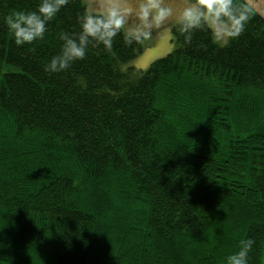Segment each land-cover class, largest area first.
Instances as JSON below:
<instances>
[{
	"label": "trees",
	"instance_id": "obj_1",
	"mask_svg": "<svg viewBox=\"0 0 264 264\" xmlns=\"http://www.w3.org/2000/svg\"><path fill=\"white\" fill-rule=\"evenodd\" d=\"M38 3L0 0V264H226L246 237L264 264V15L224 47L173 25L144 70L118 34L46 73L87 10L17 46L4 17Z\"/></svg>",
	"mask_w": 264,
	"mask_h": 264
},
{
	"label": "clouds",
	"instance_id": "obj_2",
	"mask_svg": "<svg viewBox=\"0 0 264 264\" xmlns=\"http://www.w3.org/2000/svg\"><path fill=\"white\" fill-rule=\"evenodd\" d=\"M70 0H39L35 10H12L4 17L17 46L45 38L48 22ZM99 11L88 12L79 20L78 32L61 31L60 49L44 65L46 73H61L77 60L85 58L89 45H102L113 54V40L122 34L125 45L141 44L152 39L174 22L185 45L192 44L196 31L208 32L213 43L227 46L238 38L251 19L253 9L237 0H101ZM253 239L238 242L236 251L226 257V264H248Z\"/></svg>",
	"mask_w": 264,
	"mask_h": 264
},
{
	"label": "rangeland",
	"instance_id": "obj_3",
	"mask_svg": "<svg viewBox=\"0 0 264 264\" xmlns=\"http://www.w3.org/2000/svg\"><path fill=\"white\" fill-rule=\"evenodd\" d=\"M88 12L99 11L98 5L101 0H82ZM257 12L264 15V0H244ZM174 4L180 5L184 0H171ZM174 22H170L157 32H154L153 37L149 41L141 43V51L128 61L126 66H133L137 70L146 69L154 59L163 57V55L173 50V43L171 42V32Z\"/></svg>",
	"mask_w": 264,
	"mask_h": 264
}]
</instances>
